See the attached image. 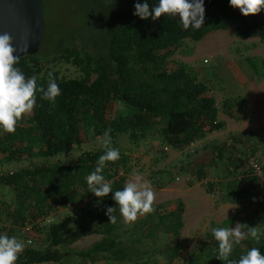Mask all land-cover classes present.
Listing matches in <instances>:
<instances>
[{
  "label": "trees",
  "instance_id": "1",
  "mask_svg": "<svg viewBox=\"0 0 264 264\" xmlns=\"http://www.w3.org/2000/svg\"><path fill=\"white\" fill-rule=\"evenodd\" d=\"M82 2L89 20L77 30L72 42H60L55 56V60L77 66L79 76L67 77L45 67L43 61L53 58L43 59L39 51L20 57L15 65L26 78L35 76L37 86L45 90L52 73L61 95L52 103L37 92L33 113L19 121L16 132L0 129V163L36 157L45 160L0 175V184L14 195L12 201L0 198V221L10 223V231L0 226V234L12 237L10 232L18 231L15 237L25 242L17 264L60 262L66 254L62 248L93 234L102 238L78 251L80 257L93 264H101V260L104 264H156L154 259L159 255L165 258V264H173L184 248L181 234L186 208L182 199L174 209L165 211V206L155 203V213L143 216L148 228L147 237L138 238L143 239L140 244L133 245L123 236L125 222L113 196L127 182L131 157L121 148L120 137L127 135L135 145L150 137L158 138L162 144L183 150L210 133L225 130L227 123L220 112L239 120L242 115L236 109L242 98L229 97L219 107L207 80L172 57L185 40L200 41L210 32L231 26L240 38L264 42V11L245 16L230 5V0H204V25L184 30L179 16L153 20L134 15L137 2H147L151 10L159 0ZM244 62L252 76L264 78L260 57H246ZM117 103L122 109L115 108ZM109 129V146L119 149L120 159L106 162L102 175L112 193L98 198L90 192L86 177L95 171L105 147L83 151L74 160L58 157L50 163V159L69 153L92 137L104 136ZM251 138L252 143L243 145L244 139L247 142ZM256 140L254 130L232 132L229 138L204 146L211 152L210 162L188 161L178 168L193 175L191 183L203 181L208 193H220L222 199L238 206L233 215L211 224L205 246L191 255L189 264H224L216 258L218 242L212 229L234 228L237 223L245 232L248 226H256L261 238L257 242L249 237L234 244L230 259L238 261L253 247L264 254V199L257 200L262 177L249 165V158L254 157L264 175V141ZM211 172L214 175L209 178ZM174 173L163 174L160 186L170 184ZM70 206L79 212L58 221L45 220L56 210ZM107 207L115 208L112 215L116 223H110ZM164 236L172 238L170 245L156 246Z\"/></svg>",
  "mask_w": 264,
  "mask_h": 264
},
{
  "label": "rangeland",
  "instance_id": "2",
  "mask_svg": "<svg viewBox=\"0 0 264 264\" xmlns=\"http://www.w3.org/2000/svg\"><path fill=\"white\" fill-rule=\"evenodd\" d=\"M42 4L44 37L39 56L43 59L52 57V60L43 61V63L47 64L45 67L60 71L61 75L79 76L81 72L77 66L55 60V56L60 42H72L77 30L89 20L88 11L84 8L82 0H42ZM252 56L260 57L264 61V42L259 38H240L236 35L235 26H231L227 30L210 32L200 41L185 40L184 45L172 57L185 62L202 80H207L206 83L212 86L219 107H222L223 101L229 97L242 98L236 112L242 116L246 114L244 117L239 116L240 119L237 120L221 112L220 118L227 123L225 130L210 133L204 139L194 142L183 150L162 144L158 138L150 137L135 145L127 135L120 137L121 148L131 157L129 162L131 169L127 173V181L135 174H139L155 191V203L165 206L162 211L167 208L174 209L179 199L185 203L184 227L181 234V243L184 248L173 264H189L191 255L205 246L211 224L221 222L238 209L237 204L222 199V194L208 193L203 181L195 180L191 183L193 175L179 172L178 168L183 164L187 165L188 161L210 162L211 152L204 146L215 140H225L232 132L254 130L258 139L256 142L264 141V78L252 76L246 68L244 60ZM121 106L117 103L115 108L122 109ZM106 139L108 138L105 136L92 137L81 146H75L69 153L52 157L50 163L55 162L58 157L63 161L74 160L83 151L103 148ZM242 142L245 145V143H252L253 140L251 138L246 142L244 139ZM43 162H45L43 158L36 157L14 163H0V175L9 171L18 172ZM158 170L162 172L159 173ZM170 171L176 172L173 175L174 180L167 186L161 187L164 180L163 174ZM209 175V178H212L214 174L211 172ZM224 192L227 193L228 189L226 188ZM13 196L8 187L0 184L2 200L12 201ZM78 212L76 207L71 206L58 209L48 217L47 223L62 220ZM136 223L137 226H135ZM9 225L8 221H0V226H4L8 232ZM147 228L148 223L144 222L141 216L131 225L125 223L123 236L131 239V244L138 245L143 242V239L138 238L147 237ZM17 232H10V235L17 236ZM101 238L100 234L85 236L62 248L66 251L62 261L49 264H93L80 257L78 251L89 248ZM171 242L170 236H164L156 243V246L170 245ZM154 260L156 264H165V258L162 255ZM100 263L102 264L103 261L101 260Z\"/></svg>",
  "mask_w": 264,
  "mask_h": 264
},
{
  "label": "clouds",
  "instance_id": "3",
  "mask_svg": "<svg viewBox=\"0 0 264 264\" xmlns=\"http://www.w3.org/2000/svg\"><path fill=\"white\" fill-rule=\"evenodd\" d=\"M233 8H238L245 15H255L264 11V0H230ZM134 15L142 19L151 17L153 20L161 16H179L184 30L190 27L200 29L204 25L205 6L204 0H159L158 6L150 10L147 2L135 4ZM27 42L23 48L13 46V37L9 33H0V129L5 133L14 134L19 121L33 113L37 103V92L42 93V99L55 103L61 95V89L55 82L52 73H49V83L44 87L37 86L36 77L26 78L23 72L15 67L19 63L18 51L27 50ZM110 129L104 133L109 136ZM110 140H105L106 151L97 162V167L86 177L90 192L98 198H104L112 193L110 183L106 182L102 175L106 162H116L120 159L118 148L110 147ZM119 205L120 214L126 224L131 225L139 217L155 213L156 193L151 185L144 181L139 174H135L128 180L123 190H117L113 196ZM114 207H107L106 214L110 223H116V217L112 215ZM212 235L218 242V255L216 258L224 264H264V254L257 247L251 248L238 261L230 259L234 244L249 237L259 242L261 233L256 226L249 227L245 232L241 224L233 228L217 227L212 229ZM25 242L15 236L9 237L0 234V264H17L20 255L25 249Z\"/></svg>",
  "mask_w": 264,
  "mask_h": 264
},
{
  "label": "water",
  "instance_id": "4",
  "mask_svg": "<svg viewBox=\"0 0 264 264\" xmlns=\"http://www.w3.org/2000/svg\"><path fill=\"white\" fill-rule=\"evenodd\" d=\"M0 33L12 35L17 49L27 42V50L16 55H36L44 37L42 0H0Z\"/></svg>",
  "mask_w": 264,
  "mask_h": 264
},
{
  "label": "built area",
  "instance_id": "5",
  "mask_svg": "<svg viewBox=\"0 0 264 264\" xmlns=\"http://www.w3.org/2000/svg\"><path fill=\"white\" fill-rule=\"evenodd\" d=\"M249 165L252 166L255 169V171L262 177V192L257 198V200L262 201L264 199V175L262 174L261 168L256 162L254 157L249 158ZM45 220H48V219H45ZM28 229H30V226H28Z\"/></svg>",
  "mask_w": 264,
  "mask_h": 264
},
{
  "label": "crops",
  "instance_id": "6",
  "mask_svg": "<svg viewBox=\"0 0 264 264\" xmlns=\"http://www.w3.org/2000/svg\"><path fill=\"white\" fill-rule=\"evenodd\" d=\"M219 115H221V112L219 113Z\"/></svg>",
  "mask_w": 264,
  "mask_h": 264
}]
</instances>
